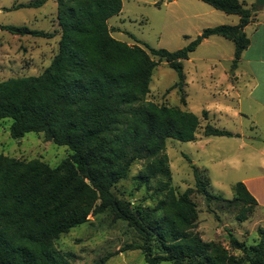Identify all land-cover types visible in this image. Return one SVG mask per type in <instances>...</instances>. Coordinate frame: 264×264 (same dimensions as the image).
<instances>
[{
	"label": "trees",
	"instance_id": "1",
	"mask_svg": "<svg viewBox=\"0 0 264 264\" xmlns=\"http://www.w3.org/2000/svg\"><path fill=\"white\" fill-rule=\"evenodd\" d=\"M200 1L238 15L239 22L204 28L184 47L169 51L128 44L111 35L107 21L120 13L122 0H56L57 51L40 74L0 81V121L11 120L12 138L42 132L46 140L67 146L71 153L54 167L39 159L0 154V264H73V253L58 250L54 241L88 221L89 215L103 213L125 221L139 240L92 264H105L118 252L137 249L147 264H264L261 228H257L259 241L249 245L228 233L230 248L239 254L203 241L194 230L197 211L190 199L192 189L176 194L165 146L168 138L195 140L201 118L179 106L146 99L153 70L161 61L178 74L170 88L182 89L183 60L211 35L233 42L231 73L236 68L249 44L244 27L259 7H245L240 0ZM44 2L31 0L14 8ZM0 28L16 35L54 36L27 26ZM181 101L185 103L183 96ZM202 115L207 118V111ZM202 134L240 135L210 123ZM136 160L145 162L136 175L137 187L156 183L154 206L132 204L112 191ZM188 161L195 190L207 202L220 198L208 192V179ZM233 191L252 213L257 201L245 184L235 182Z\"/></svg>",
	"mask_w": 264,
	"mask_h": 264
},
{
	"label": "rangeland",
	"instance_id": "2",
	"mask_svg": "<svg viewBox=\"0 0 264 264\" xmlns=\"http://www.w3.org/2000/svg\"><path fill=\"white\" fill-rule=\"evenodd\" d=\"M28 1L31 0H0V25L27 26L52 32L54 36L46 39L16 35L0 28V81L40 74L51 61L49 56L53 52L50 46L53 51L56 50V0H45L37 7L14 8L16 4ZM240 1L248 8L256 5L255 0ZM157 2L159 5H156ZM237 18L235 14L214 9L200 0H122L121 13L109 18L107 23L119 28L112 32L118 40L174 51L187 45L204 28L233 24ZM45 43L49 46H44ZM233 48L231 41L218 36L201 42L190 54L193 59L183 60L186 83L182 89L170 88L178 81V74L165 61L159 62L153 70L146 99L192 111L201 118L202 128L210 123L233 133H243L245 138L252 139L254 146L263 149L264 135L256 127L252 128L254 123L248 116L250 104L245 96L248 81L241 75L238 78L227 77L231 63L224 58ZM42 52L46 54L45 61L41 60ZM153 59L158 57L153 56ZM237 89L241 93L240 98L237 97ZM181 96L185 103L181 101ZM219 106L227 108L222 115L217 112ZM203 110L209 112L207 118L203 117ZM10 122V119L0 121V154L24 160L39 159L54 167L71 153L67 146L46 140L42 132L31 131L21 138H12L9 134ZM202 128L193 141L166 140L171 185L176 194L192 189L190 199L197 211L194 230L200 238L221 245L229 253L239 254L229 246V232L247 245L258 242L260 237L253 226L257 214L250 213L246 205L234 198L233 184L257 172L258 169L247 165L251 159L258 157V153L251 148L240 147L235 138L204 136ZM241 157L250 160L246 158V162H242ZM187 158L208 179V192L220 198L207 202L195 190ZM144 165L142 160L133 162L127 176L119 180L112 191L120 198L131 200L132 204L154 206L157 199L152 192L156 183L150 181L137 187L136 175ZM138 240L135 231L125 221L103 213L89 215L88 221L61 234L54 244L62 252L73 253V264H92L102 255ZM105 264L147 263L143 252L137 249L118 252Z\"/></svg>",
	"mask_w": 264,
	"mask_h": 264
},
{
	"label": "crops",
	"instance_id": "3",
	"mask_svg": "<svg viewBox=\"0 0 264 264\" xmlns=\"http://www.w3.org/2000/svg\"><path fill=\"white\" fill-rule=\"evenodd\" d=\"M172 1H178V0H172ZM238 22H239V16L233 24H237ZM54 24H56L55 37H57V41H56L57 47L56 50L53 51V47L50 46L51 52H53V55L49 56V58L51 59L57 51L58 41L60 38V34L58 33L57 30L58 24L56 21L54 22ZM109 28L111 30V35L113 31L119 30V28L115 25H110ZM244 32L249 38V44L247 48L242 52L241 57L234 71L231 73L229 72L230 68L228 69L227 77L229 79L238 78V76L241 75L247 79L248 83L246 86L245 96L250 104L249 105L250 111L248 116L251 117L252 122L254 123L252 128L256 127L257 129H259L260 133L264 135V6L259 7L258 10L253 12L250 21L244 27ZM213 36L222 37L220 35H211L203 39V41H208ZM45 44L46 45L44 46L47 47L49 46L47 43ZM128 44H133V43H128ZM47 52H50V50L46 51V53ZM190 54L188 60L193 59L192 56H190ZM233 55H234V48L233 50H230V54L227 56V58L224 59H227L228 61H230V63H232ZM42 56L43 58H41V60L45 61L46 54L44 52L41 53L40 57ZM236 94L237 97L240 98L241 93L238 89L236 90ZM224 111H227V108H223L221 106L217 107V112L219 114L222 115ZM207 113L209 112L207 111ZM235 114H237L236 111ZM222 137H226V136H222ZM228 138H235L237 139V141H239L240 147L251 148L253 151H256L258 153V157L253 160L252 159L250 160L248 157H241L240 160L242 162H246L247 159L250 160L247 165L248 167L250 168L254 167L258 169L257 172L244 176L241 179V181L245 184L249 192L255 197L257 201V205L252 211V214H257L258 217L257 220L253 223V226L256 229L261 228L264 231V148L259 149L256 146H254L252 143V139L250 137L245 138L243 133H240L239 136H232Z\"/></svg>",
	"mask_w": 264,
	"mask_h": 264
},
{
	"label": "water",
	"instance_id": "4",
	"mask_svg": "<svg viewBox=\"0 0 264 264\" xmlns=\"http://www.w3.org/2000/svg\"><path fill=\"white\" fill-rule=\"evenodd\" d=\"M255 3L258 7L264 6V0H255Z\"/></svg>",
	"mask_w": 264,
	"mask_h": 264
}]
</instances>
